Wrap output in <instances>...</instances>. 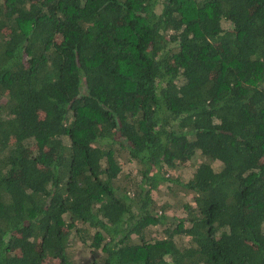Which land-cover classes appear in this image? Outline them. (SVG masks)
I'll return each mask as SVG.
<instances>
[{
    "label": "trees",
    "instance_id": "obj_1",
    "mask_svg": "<svg viewBox=\"0 0 264 264\" xmlns=\"http://www.w3.org/2000/svg\"><path fill=\"white\" fill-rule=\"evenodd\" d=\"M77 242L264 264V0H0V264H83Z\"/></svg>",
    "mask_w": 264,
    "mask_h": 264
},
{
    "label": "rangeland",
    "instance_id": "obj_2",
    "mask_svg": "<svg viewBox=\"0 0 264 264\" xmlns=\"http://www.w3.org/2000/svg\"><path fill=\"white\" fill-rule=\"evenodd\" d=\"M202 159H203L202 157L199 156L196 157L195 159H193V161L188 163L184 168L175 171L174 175L179 174L182 179H188ZM211 164L214 169H218L220 166L219 161H214ZM122 165H123V173L134 171L135 163L134 162L129 163L128 157L126 156L122 157ZM169 185L172 187V189ZM191 197H192L191 194L188 193L186 194L176 190V186L170 183H162L159 192L153 194V198L156 201L157 205L170 204L169 207L167 208L169 214L175 213L179 216L185 215L183 208L184 203L190 202L193 204V200ZM71 251H72L71 252L72 257L75 260L82 262L83 264H87L91 258L90 251L86 247L81 245L79 242H77L74 246H72Z\"/></svg>",
    "mask_w": 264,
    "mask_h": 264
}]
</instances>
